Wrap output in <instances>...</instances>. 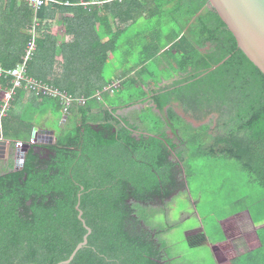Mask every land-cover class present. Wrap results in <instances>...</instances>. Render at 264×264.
I'll use <instances>...</instances> for the list:
<instances>
[{
	"label": "trees",
	"instance_id": "1",
	"mask_svg": "<svg viewBox=\"0 0 264 264\" xmlns=\"http://www.w3.org/2000/svg\"><path fill=\"white\" fill-rule=\"evenodd\" d=\"M52 6L60 8L47 3L39 11V30L46 39ZM19 7L25 19L15 23L24 27V48L10 53L0 47V64L7 68L21 60L32 37L33 12L25 2ZM197 13L176 20L178 35L185 32L180 41L194 40L201 48L210 44L211 49L204 53L193 47L178 63L177 71L184 76L172 83L161 85L163 73L145 66L120 80L114 93L104 92L100 101L95 94L114 80L91 76L84 93H69L88 100L71 108L64 125L60 99L38 96L52 99L61 116L56 142L45 145L50 151L46 157L36 151L37 144L31 145L22 168L0 172V264L67 260L88 233L79 219V201L92 232L69 264H166L161 234L167 228L148 222L146 214L187 190L193 175L190 160L196 157L237 161L250 182L264 188V73L239 47L217 10L205 11L192 22ZM159 25H169V20ZM160 49L155 47L146 59ZM41 80L64 90L57 80ZM0 83L11 86L10 79L0 78ZM175 103L195 121L217 115L216 127L196 126ZM4 126L14 129L12 121L5 120ZM260 235L252 250L239 256L240 264H264V227ZM259 240L262 244L255 249Z\"/></svg>",
	"mask_w": 264,
	"mask_h": 264
},
{
	"label": "crops",
	"instance_id": "2",
	"mask_svg": "<svg viewBox=\"0 0 264 264\" xmlns=\"http://www.w3.org/2000/svg\"><path fill=\"white\" fill-rule=\"evenodd\" d=\"M9 2L10 0H0V47L14 53V48L17 52L24 48L21 33L24 27L15 23V20L25 19L24 9L19 7L24 1L17 0L18 4L14 6ZM115 2L116 6H109ZM56 4L60 5V8L54 6L51 8L48 25L50 37L49 39L41 37L40 25L35 59H32L34 72L30 75L28 68L27 73L34 78L48 79L52 82L57 80L58 82L54 83L63 87V91L67 93H84L91 76L103 82L104 77L111 81H123L141 73L145 66L157 70L158 73L166 71V68H176V72L169 76H166V73L162 74L164 80L171 83L184 76V73L177 71L178 63L192 51L193 47L204 53L211 49L210 44L201 48L195 44L194 40L190 43L180 41V37L185 32L178 35L179 28L176 23V20L185 19L184 17H187L188 12L191 11L198 12L192 18L193 22L201 13L216 10L209 0H127L124 2L110 1L105 4H97L89 0L80 4H73L69 1ZM94 10L97 12L96 22L93 21L95 18L91 17ZM107 17L108 23L104 22ZM162 19L169 20V25H159ZM112 35L113 39H111ZM107 43L110 45L108 50H106L109 47ZM27 47L16 65L22 62ZM155 47H161L158 55L153 58L149 57L147 60L146 58L152 55ZM106 54L108 55L107 61L105 60ZM5 90L3 83H0L1 103ZM17 91L11 102L14 106L12 108L15 109L14 115H8L6 118L8 124L10 121L14 124V129L10 126L5 129V138L12 141L7 147L9 151H4L3 145L0 144L1 173L20 169L16 160L10 156L11 152L14 153L16 150L15 141H28L33 138L35 132L56 136L55 125L58 127L61 117L52 99L40 98L25 88H19ZM174 106L178 109L179 104L175 103ZM135 107L141 108L142 106L136 105ZM41 115H46V117L42 118ZM189 118L187 117L188 121L196 122ZM64 123L61 124L64 125ZM200 124H205V122ZM38 147H43V145L37 143L36 151ZM191 190V186H188L186 191L190 193ZM190 197L193 200L194 197L192 195ZM228 205L229 201L222 206ZM182 215L177 223L168 225L161 234V239L166 244L163 250L165 256H168L167 251L173 247L168 237L176 231V225L184 223L185 219ZM199 218L198 225L183 229L178 243L194 237L205 244L201 247V243H198L199 248L212 249L211 253L214 255L228 256L226 264H240L238 260L243 251L242 248H237L239 243L235 242L236 240L229 232V216H225L224 220H222L224 217H218L222 220V224L217 222L218 225L213 220L205 223L201 217ZM219 236L221 238L226 236L220 249L214 248L209 242V239L217 240ZM241 237L242 235H239V238ZM229 256H231L230 259Z\"/></svg>",
	"mask_w": 264,
	"mask_h": 264
},
{
	"label": "rangeland",
	"instance_id": "3",
	"mask_svg": "<svg viewBox=\"0 0 264 264\" xmlns=\"http://www.w3.org/2000/svg\"><path fill=\"white\" fill-rule=\"evenodd\" d=\"M175 70L176 68L171 67L161 72L169 76L176 72ZM165 84H170V81L163 80L161 85ZM209 91L211 92V90ZM177 110L185 116L183 111ZM41 117L45 118L46 115H41ZM216 118L217 115H211L203 121L211 123L215 128ZM201 122L196 121L194 123L195 125H201ZM55 126L57 128V125ZM42 145L43 147H38L37 151L45 157L49 155L50 151L45 147L46 144ZM10 156L16 160L15 153L11 152ZM190 165L193 172L189 180L192 189L190 193L185 190L181 191L171 199L154 205L153 208L160 211L150 210L146 214L148 222L155 224L160 229H165L168 225L177 223L180 216L184 215H182L185 219L184 223L176 225V231L168 237L173 243V247L167 251L166 264L227 263L228 256L214 255L211 253L212 249L199 248L198 243H201V247L205 245L202 244V240L192 237L178 243L179 237H182L183 229L198 225L199 217L205 223L213 220L218 225V223L222 224L225 216H229V232L236 240L235 242L239 243L237 248H242L243 254L251 251L254 244L258 243L255 239L258 240L261 236L260 229L264 227V198L257 201L264 196V188L251 183L241 164L234 160L202 156L191 159ZM190 195L194 197L193 200ZM199 195H202V197H199ZM226 200L229 201V205L222 206L227 202ZM257 204L259 205L257 206ZM255 215H257V218H255ZM218 217L224 218L220 220ZM239 235H242V237L239 238ZM225 240L226 236H223V238L219 236L217 240L209 239V242L214 248L218 247L220 249L222 242ZM259 242L255 249L261 246V240ZM230 258L231 256H229Z\"/></svg>",
	"mask_w": 264,
	"mask_h": 264
},
{
	"label": "built area",
	"instance_id": "4",
	"mask_svg": "<svg viewBox=\"0 0 264 264\" xmlns=\"http://www.w3.org/2000/svg\"><path fill=\"white\" fill-rule=\"evenodd\" d=\"M24 1L29 8L33 12V19L31 25V39L28 44L26 54L19 64L15 65L14 67L7 68L0 64V78L3 79H10L11 86L6 88V90L2 94V103L0 105V144L3 145V150L6 152L9 151L7 149L8 145L10 146L12 141L5 138V120L9 115V110L11 107V102L14 96L17 93L19 88H25L32 91L37 96H48L53 98H59L62 104V122L66 121L65 115L70 114L71 108L78 103L85 104L88 100L87 97H73L69 93L55 87L47 82L29 76L27 73L28 64L30 60L33 59L36 50H37V37H38V29L41 25V19L39 17L40 9L45 6L47 3H60L59 0H22ZM93 3L97 4H105L110 1H120L124 2L127 0H91ZM121 81L116 80L110 83L109 85L105 86L103 91H98L95 94V97L98 98L100 101L103 100V93L104 92H111L114 93L120 86ZM38 142L31 138L28 142L17 140L15 141L16 150H14L16 162H17V149H23L26 144L35 145ZM5 146V147H4Z\"/></svg>",
	"mask_w": 264,
	"mask_h": 264
},
{
	"label": "water",
	"instance_id": "5",
	"mask_svg": "<svg viewBox=\"0 0 264 264\" xmlns=\"http://www.w3.org/2000/svg\"><path fill=\"white\" fill-rule=\"evenodd\" d=\"M209 1L215 7L221 18L226 22L229 29L236 36L239 47L244 50L248 57L264 73V0ZM218 65L219 64L216 66ZM64 117L66 119L68 114ZM62 123H64V121ZM33 138L39 144H53L56 140V136L54 134L41 132H35L33 134ZM29 147L30 145L26 144L23 149H17V165L20 168L24 165L25 153ZM80 196L81 195H79V197ZM80 203L81 202L79 201L77 205L79 219L83 222V225L88 230V233L84 236V240L78 244L71 256L67 260H63L58 264L71 263L77 252L88 244V237L91 234L92 229L87 225L86 220L83 218V211L80 208Z\"/></svg>",
	"mask_w": 264,
	"mask_h": 264
}]
</instances>
